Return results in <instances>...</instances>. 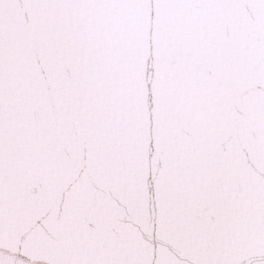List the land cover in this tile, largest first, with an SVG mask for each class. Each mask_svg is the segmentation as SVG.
<instances>
[{"label":"snow or ice","instance_id":"obj_1","mask_svg":"<svg viewBox=\"0 0 264 264\" xmlns=\"http://www.w3.org/2000/svg\"><path fill=\"white\" fill-rule=\"evenodd\" d=\"M0 264H264V0H0Z\"/></svg>","mask_w":264,"mask_h":264}]
</instances>
